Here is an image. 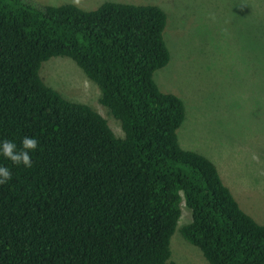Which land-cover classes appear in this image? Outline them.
I'll return each instance as SVG.
<instances>
[{
	"label": "trees",
	"instance_id": "16d2710c",
	"mask_svg": "<svg viewBox=\"0 0 264 264\" xmlns=\"http://www.w3.org/2000/svg\"><path fill=\"white\" fill-rule=\"evenodd\" d=\"M166 21L156 5L0 0V142H39L30 168L0 154L13 173L0 184V264H176L182 204L191 221L180 234L208 264H264V226L208 158L178 143L184 103L153 79L170 59ZM51 58L96 85L122 138L44 84Z\"/></svg>",
	"mask_w": 264,
	"mask_h": 264
},
{
	"label": "rangeland",
	"instance_id": "374dc122",
	"mask_svg": "<svg viewBox=\"0 0 264 264\" xmlns=\"http://www.w3.org/2000/svg\"><path fill=\"white\" fill-rule=\"evenodd\" d=\"M35 8L74 4L93 10L104 2L156 5L167 17L169 63L154 73L163 93L179 97L185 118L177 130L184 150L208 158L240 208L264 226V0H24ZM44 84L64 99L88 105L123 137L119 121L99 103V90L74 62L41 65ZM181 215L170 240L176 264H208L184 241Z\"/></svg>",
	"mask_w": 264,
	"mask_h": 264
},
{
	"label": "clouds",
	"instance_id": "9594fccd",
	"mask_svg": "<svg viewBox=\"0 0 264 264\" xmlns=\"http://www.w3.org/2000/svg\"><path fill=\"white\" fill-rule=\"evenodd\" d=\"M38 140L35 137H25L22 140V146L17 147L14 141L4 140L0 142V154L10 160L14 165H24L32 167L30 153L37 150ZM12 171L5 166H0V184H5L12 179Z\"/></svg>",
	"mask_w": 264,
	"mask_h": 264
},
{
	"label": "crops",
	"instance_id": "0c3cea01",
	"mask_svg": "<svg viewBox=\"0 0 264 264\" xmlns=\"http://www.w3.org/2000/svg\"><path fill=\"white\" fill-rule=\"evenodd\" d=\"M235 199H236V197H235ZM237 200V199H236Z\"/></svg>",
	"mask_w": 264,
	"mask_h": 264
}]
</instances>
